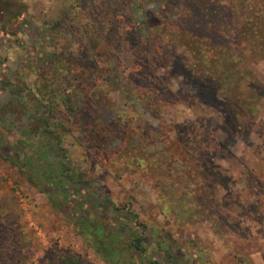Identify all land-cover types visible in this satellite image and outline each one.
Masks as SVG:
<instances>
[{"label":"trees","instance_id":"obj_1","mask_svg":"<svg viewBox=\"0 0 264 264\" xmlns=\"http://www.w3.org/2000/svg\"><path fill=\"white\" fill-rule=\"evenodd\" d=\"M58 1L64 8L60 31L78 45L76 54L54 58L49 50L35 45L31 69L25 73L23 66L12 71L7 62L14 60L10 56L19 42L26 7L21 0H0L1 160L16 167L28 183L45 193L51 206L67 217L104 264H214L197 242L177 241L164 229L148 227L130 209L131 203L116 205L96 178L90 179L88 171L75 167L62 143L65 136L77 131L76 145H85V154L95 160L106 161L115 156L135 161L138 167L151 165L157 173L171 168L173 179H167V184L160 183L163 214H172L181 225L189 224L194 216L212 219V226L221 234L222 222L213 217L218 212L215 195L225 186L227 178L213 170L202 154H194V150L182 151L180 157L187 161V166H183L176 158L168 156L162 142L143 144L131 137L123 138L124 115L108 93L117 92L125 102L133 101L147 108L157 103H183L181 92L171 87L168 69L165 70L177 67L174 62L179 56L174 53L175 59H169L173 51L181 47L205 71V80L196 91L213 99L223 91L221 104L226 127L239 134L242 128L246 131L256 118L253 97L257 86L252 82L244 88L237 79L234 82L239 85V94L232 95V55L226 40L216 36V30L232 16V9L222 5L223 10L214 8L210 0ZM152 1L157 2L155 10L148 6ZM177 6L180 8L177 16L169 19L164 15L165 9ZM103 23L114 26L107 54L89 47L94 38L99 37ZM207 27L216 33H206ZM255 31L253 40L248 43L255 44L264 53V28L258 26ZM47 32L54 33V30H37L35 42L46 40ZM122 44L133 56L135 69L128 73L115 57ZM182 59L183 69L188 62L186 57ZM161 69L165 71L159 74ZM58 77L66 80L70 91L59 92ZM197 97L201 99L200 95ZM236 110L246 118L242 121L246 124L243 127L234 121L232 112ZM2 129L17 131L19 139L10 144L4 140ZM117 136H121V140L114 146ZM193 175L201 180L202 195L194 189L195 184L199 185L197 180L192 186L180 184ZM189 206L194 208L189 209ZM109 214L118 217L114 225L105 219ZM15 221V215L1 202L0 264H25L22 250L27 243L19 229L12 226ZM191 243L197 246L198 255L188 252ZM57 257L55 264H87L70 253H60ZM238 261L250 264L245 257L239 256Z\"/></svg>","mask_w":264,"mask_h":264},{"label":"rangeland","instance_id":"obj_2","mask_svg":"<svg viewBox=\"0 0 264 264\" xmlns=\"http://www.w3.org/2000/svg\"><path fill=\"white\" fill-rule=\"evenodd\" d=\"M21 1L26 7L27 15L20 27L19 42L16 43L14 54L10 56L14 60L7 62L12 71L21 66L25 73L31 69L35 45L41 50H49L54 58L62 54H76L78 45L60 31V19L64 12L61 2ZM210 1L214 3V8H221L222 5L233 11L223 27L216 30V36H222L226 40L232 55V95L236 97L239 94V85L235 80L239 79L244 88L252 85V82L256 83L257 89L253 97L257 107L256 118L251 127L246 131L242 128L240 134L226 127L227 120L221 104L224 92H218L216 99H213L196 91L198 85L205 80V71L181 47L175 49L169 59H175V54L178 55V61L174 62L177 67L165 70L168 69L171 87L181 92L183 103H157L147 108L133 101L125 102L114 91H110L108 97L123 112V138L131 137L143 144L162 142L168 156L176 158L177 163L183 166H187V161L180 157L183 155L182 151L194 150V154H202L213 170L227 178L225 186L215 195L218 212L213 217L222 222L221 234L215 231L212 219L194 216L189 224L181 225L172 214H163L164 200L160 193V183L167 184V179H173L174 171L171 168L157 173L151 165L138 167L135 161L115 156H110L106 161L95 160L90 154H85V145H76L77 131L65 136L62 146L76 168L88 171L90 179L96 178L102 190L109 193L116 205L131 203L130 209L148 227L158 231L164 229L177 241L197 242L200 250H205L212 257L214 264H246L238 261L239 256L247 258L250 264H264V53L255 44L248 43L253 40L258 26L264 28V0ZM156 4L157 2L152 1L148 6L155 10ZM179 6L172 10L165 9L164 15L172 19L180 12ZM39 29L54 30V33L47 32L44 35L46 40L38 37L39 41L35 42V33ZM216 31L207 27L205 32L215 34ZM99 34L97 38L92 35L94 41L92 39L93 44L89 47L107 54L114 34L113 24H101ZM115 55L126 73L135 69L133 56L124 44L117 48ZM182 57H186L188 62L183 69L185 64ZM165 70L161 69L158 73L162 74ZM60 77L59 92L70 91L66 80ZM138 88L142 90L143 86L139 84ZM72 96L75 97V94ZM232 114L239 127L246 125L242 122L246 118L237 110ZM2 130L4 140L10 144L19 139L17 131ZM120 138L121 136H117L113 140L114 146L119 144ZM196 180L193 175L180 184L192 186ZM197 181L199 185L195 184L194 189L202 195L201 180ZM96 185L94 183L93 187ZM1 202L17 219L12 226L17 227L25 237L27 246L22 250L25 264H55L60 253L78 256L87 264H104L77 234L67 217L51 206L45 193L35 189L16 167L6 164L0 158ZM193 208L189 206V209ZM105 219H109L114 225L118 217L109 214ZM2 227L0 223V229ZM197 249L191 243L188 252L198 255Z\"/></svg>","mask_w":264,"mask_h":264}]
</instances>
